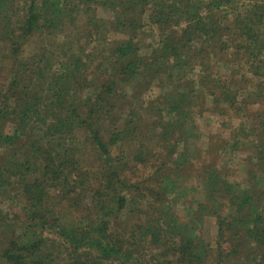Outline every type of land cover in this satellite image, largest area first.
Listing matches in <instances>:
<instances>
[{
	"label": "trees",
	"instance_id": "obj_1",
	"mask_svg": "<svg viewBox=\"0 0 264 264\" xmlns=\"http://www.w3.org/2000/svg\"><path fill=\"white\" fill-rule=\"evenodd\" d=\"M150 1L0 0V153L4 157L0 164V200L12 196L16 177L21 184V195L16 194L19 213L11 218L0 212V264H54L58 249L46 245L48 233L74 250L69 264H75L76 253L87 248L122 264L136 261L117 241L109 239L106 218L95 224L85 218L80 223L86 226H82L68 215L72 209L81 208L88 195L89 205L92 203L104 217L110 215L109 211H119L124 205L121 190L127 186L128 158L143 165L151 158L158 168L168 167L169 172L176 167L182 173L191 164L188 150L179 153L178 147L193 135L195 99L206 83L202 80L201 88H195L187 83V73L193 72L192 64L197 61L202 67L210 60L208 50L223 46L226 53L230 48L226 37L231 30L241 40L235 48L252 56L243 69L252 73L255 81H238L242 87L234 90V84L212 78L215 91L208 90L214 96L215 110L219 116L226 117L232 110L245 116L253 96L264 104V17H241L226 26L219 12L224 21L225 13L245 16L240 15L244 5H240L241 11L237 0H211L206 11L195 7L193 0H161L150 10ZM101 7L111 10V20L97 19ZM147 14L150 25L159 26L160 43L151 54L143 55L138 37ZM186 21L190 24L180 27ZM84 37L86 45L82 43ZM35 38L42 43L40 50L25 58V48ZM214 57L218 59V53ZM225 66L224 61L223 67L212 63L204 72L219 73ZM241 70L239 64L237 73ZM151 82H157L161 96L159 104L149 106L156 117L147 124L141 115L142 106L133 107L122 94V86L135 84L132 97L137 99ZM254 116L249 140L242 127L244 137L236 136L233 145L238 147L245 141L251 145L247 186L228 183L214 162L205 164L201 178L208 191L204 202L197 201L201 216L198 211H189L190 219L184 223L173 214L157 217L153 241L171 237L166 236L171 229L180 238L178 245L188 251L196 242L194 236L189 239V234H197L204 216L210 215L218 224V248L224 242L221 234L226 238L227 230L237 229L245 240L261 249L253 261L264 264V108ZM7 123L13 125L12 134L4 131ZM19 152H23L21 160L16 158ZM90 152L98 162L93 167L96 180L104 181L105 187L93 188V168L84 165L82 159ZM175 182L170 183L173 189ZM62 201L69 203V210L57 214L54 207ZM225 208L230 210L222 215ZM245 210L247 214L242 217ZM147 224L144 230L149 234L153 222Z\"/></svg>",
	"mask_w": 264,
	"mask_h": 264
},
{
	"label": "rangeland",
	"instance_id": "obj_2",
	"mask_svg": "<svg viewBox=\"0 0 264 264\" xmlns=\"http://www.w3.org/2000/svg\"><path fill=\"white\" fill-rule=\"evenodd\" d=\"M160 1L161 0H151L148 8L150 10L155 9L156 5L160 4ZM193 1L195 7H202L201 9L204 11H206L207 5L211 2V0ZM236 4L241 11L243 9L240 15L245 16H240L238 19L236 15L225 13L227 17L225 22L224 18L222 19L223 13L219 12L218 17H221V22L226 26L236 22V20L242 19L241 17H246L250 20H262L264 17V0H237ZM240 5H244L243 8ZM223 9L227 8L224 7ZM96 17L99 20L107 22L111 20L112 12L109 8L101 7L98 9ZM148 19L147 14L143 19L144 27L138 37V41L141 39L139 46L143 49L141 50L143 55H147V53L151 54L152 50L157 49L160 43L159 26L150 25ZM188 24L190 23L186 21L180 27H186ZM258 25L259 23L257 27ZM261 27L263 28V25ZM173 29L174 31L178 30L175 25ZM112 35L113 34H110V36ZM226 41H228V45H230L226 53H223L224 50L221 49L223 46H219L216 50H208L210 51L209 55H211L210 60L205 62L208 65L206 66L204 63V66L200 67L197 61V63L192 64V68L194 69L193 72L187 73V83L192 84L195 88H201L202 84L200 82L204 81L206 83L204 91L200 95H196L197 98L195 101L197 108L194 111L195 114L192 122V124H194L193 135L188 137V142L186 144L181 143L178 147L179 153H182L184 149L188 150L186 155H188L187 159L191 164L188 165L182 173L175 170L176 167L173 172H169L168 167L158 168V163H152L153 159L151 158L147 160L148 162L145 165L136 161H131L128 158L129 168L125 171L127 180L124 181L127 186L121 190L125 198L123 201L124 205L119 211H109L108 213L110 215H105L104 217V214L98 213L97 209H93L92 203L89 205L91 197L88 195L89 198L87 197L88 199L84 201L85 204L81 206V208L72 209L70 212L71 214L69 213L68 215L69 219L76 225L82 226H86L84 223H80L85 218L90 219L89 223H92L94 220L93 224L100 218H106L108 222L107 234L109 235V239L117 241L118 246L122 247L124 252L132 254V257L136 259V261L133 260L128 264H161L166 261H170L172 264H216L218 261L223 264H258V262H254L253 259H256L257 253L260 252L261 249L258 245L254 244V242L245 240L244 237L237 233V229L227 230L225 232V235H227L226 238L221 234L224 242H222L223 246L218 248V224L216 218L210 215H205L204 219H201L202 221L199 228L195 232L197 234H189V239L193 238V236L195 238V245L190 246L195 249L191 248L184 252L182 245H178L180 238L174 236V231H171V229H169V234L166 235L168 236L171 234V237L163 238L158 242L153 241V235L157 229V223L155 222L157 217L164 218L167 215L170 217V215L173 214L181 223H184L190 219L189 211H198L197 215L201 216L199 214L197 201L204 202L208 191L203 187L201 178V175H204L203 173L206 170L205 164L214 162L218 170L224 172L225 176L223 179L228 183H239L247 186L248 169L251 163V145H246L245 141V143L243 142L238 147H235L233 146L234 139L236 136L243 138L244 133H246L247 141L249 140L248 135H250V126L254 124L252 119L255 117L254 113L260 108H264V104H261L263 100L258 96H253L249 100V107L246 108L245 116H239L236 110L230 111L229 115H226V117L218 115L213 103L214 96L209 94L210 90L212 92L215 91L213 90L214 85L212 78H218L222 83L227 82L228 84H234V90H238L239 87H242L238 84V81H241L240 83H248L252 81V79L255 81L252 73L243 69L244 62L252 61L251 54H244V51H239L238 48H235V45L240 43L241 40L238 39L236 34L231 30L226 37ZM82 43L84 45L87 44L86 37L83 38ZM41 46L42 43L39 38L32 39L25 48L23 53L24 57L29 58L32 53H36L40 50L39 48ZM87 46L89 47V51H91V46ZM196 51L197 49H193V52ZM215 53H218V59L214 57ZM241 54L244 56H241ZM233 55H239V57H234ZM261 58L264 59V54H262ZM219 59L226 62L227 67L225 66L222 68L219 73L204 72V68L211 66L212 63H217V66L220 65V67H223V61L219 62ZM237 59H239V62L234 61ZM239 64L242 65L241 73H237ZM56 69L57 67L54 68V71H56ZM246 69H249V66H247ZM135 86L136 85L132 83L123 84L122 94L126 100H129V103L133 105V107L135 106V108H137L139 104L142 106L143 111H141V115L144 116V121L150 124L156 117V111L154 110L153 113H151L149 106H151V103H160L158 100L161 96L159 87L157 86V82H151L149 86L142 91L141 97L135 99L132 97ZM208 88L210 90H208ZM217 88L218 87H216V89ZM17 101L18 98H16L14 102ZM242 127L244 133L242 132ZM4 131L7 134H12L13 125L7 123ZM125 149H127L126 146ZM22 153L23 152H19V155H17L16 158L18 160L22 159ZM118 153L119 151H116L114 154L118 156ZM156 153L164 154L162 150H156ZM24 157L25 154L23 158ZM128 157L131 156L129 155ZM3 158V153H0V164L4 160ZM82 159L85 163L84 165L92 166V168L98 164L96 157L93 156L91 152L87 153V155L84 154ZM45 166L46 163L43 164V167ZM87 169L85 168V170ZM95 172L96 169L93 168L91 179L93 188L98 189L103 185L105 187L106 184L104 181L96 180ZM72 178L74 179V177ZM19 180L20 179L16 177L12 183V196L5 199L1 198L0 200V212L8 214L11 218L13 214L19 213L17 210L18 203L16 202L18 199L16 194L21 195L20 190L18 191L19 186H21V184L18 183ZM171 181H176L174 183V189L170 186ZM193 186L199 187L195 190L192 189ZM59 203L60 205L54 207L56 213H66L65 210H69V203L65 201ZM229 210V208H225L222 215H226ZM57 214H55V217L58 216ZM246 214L247 210H245L242 217ZM151 221L153 222V224H151L152 232L148 231L149 234H147L144 228H148L147 222L150 223ZM80 228L82 227L80 226ZM45 238L47 239V246H53L55 249H58L55 251L57 259L54 264H69L70 259L75 254L74 250L72 248H67L65 244L63 245V241L56 235L48 233L45 235ZM194 252L199 258L198 260H196V256L194 257ZM75 259V264H122L120 260L100 257L95 249L90 248L78 251L75 255Z\"/></svg>",
	"mask_w": 264,
	"mask_h": 264
}]
</instances>
